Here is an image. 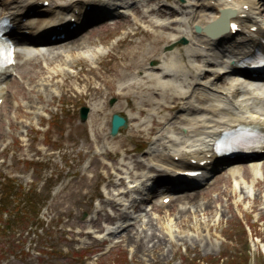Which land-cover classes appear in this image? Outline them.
<instances>
[{
    "label": "rangeland",
    "instance_id": "1",
    "mask_svg": "<svg viewBox=\"0 0 264 264\" xmlns=\"http://www.w3.org/2000/svg\"><path fill=\"white\" fill-rule=\"evenodd\" d=\"M126 1L131 2L128 8L113 11L114 16L104 17L99 23L92 21L85 27L89 32L45 43L39 52L34 48L36 52L30 58L23 56L22 48L16 65L1 82L0 201L2 184L10 179L21 192L18 202L25 198L42 202L38 216L33 217L36 214L31 212L28 216L33 219L25 218L13 231L1 232L0 216V264H225L229 258L244 256L247 246L248 264H264L260 249V243L264 244V158L256 169L250 162L239 163L236 170L225 165L212 169L207 177L215 180L214 184L202 190L194 203L160 205L156 190L172 179L162 180V170L150 168L157 156L167 153V129L191 139L200 137L196 125L192 129L177 121L179 108L197 105L195 98L188 97L192 86L187 84L181 92L169 86L158 90V96L149 95L156 106L140 116L138 111L144 108L141 94L124 89L109 70L115 64L121 72H127L121 64L132 48L150 50L153 38L172 39L181 33L186 44L200 55L198 59L187 57L183 63L189 82L201 84L196 92L209 91L207 78L217 71L205 65L210 51L194 45L189 36L193 28L171 25L195 10L189 7L184 11V6L200 5L202 1ZM160 4L168 8L167 14L148 13ZM172 10L178 12L169 14ZM250 18L257 20L264 31V14H252ZM165 25L170 28L161 27ZM137 28L151 38L142 44L137 35L132 39L135 43L127 47L128 33ZM181 38L162 45L163 51L173 44L181 45ZM76 40L79 42L72 44ZM152 65L154 62H149L148 66ZM223 76L229 85L236 83L232 76ZM125 93L138 96L134 110L120 97ZM179 94L188 99L178 104V109L158 113L157 105L170 104ZM209 97L214 104L229 108L230 98H223L228 104H219L214 95ZM242 97L249 96L243 93ZM101 105L104 113L96 117L93 111ZM117 105L120 108H115ZM84 106L93 110L92 117L81 123L79 109ZM257 107L264 113V97ZM113 108L112 114L128 117V127L117 137L109 135L112 114L108 113ZM153 120L163 123L155 134H149ZM148 177L159 182L147 186ZM131 186L138 192H131ZM149 196L153 197L151 202L146 200ZM182 209L188 211L181 213ZM150 217L153 231L149 233L153 232L155 238L143 251H137L126 239L144 236V224ZM6 218L7 213L3 220ZM107 228H112L111 232H106ZM100 235L102 238H96Z\"/></svg>",
    "mask_w": 264,
    "mask_h": 264
},
{
    "label": "bare ground",
    "instance_id": "2",
    "mask_svg": "<svg viewBox=\"0 0 264 264\" xmlns=\"http://www.w3.org/2000/svg\"><path fill=\"white\" fill-rule=\"evenodd\" d=\"M45 1L48 2V5L43 6ZM200 1H202V4L199 6L192 3L184 6V11L189 7H195V10L188 11L185 14L187 17L184 18L183 21H176L171 23V25L187 24L191 28L194 26L202 28V30L198 33H194L190 30L189 36L196 43L203 45L204 47H210V52L213 53L209 55L208 64H213L218 72L212 73L209 77L207 84L210 86V92L207 90L204 91V93H200L203 92V90L196 92L201 84H199L198 81H195L194 83L189 82V76L186 70L187 68L183 65V63H185L187 57H199L198 52L193 50L191 45L173 44L174 46L166 51H163L164 48L162 45H171L174 39L183 37L181 33H179L180 35H178V37H174L172 39H167L162 36L153 38L151 40L153 45L150 50H146L145 48L137 49L136 46V49L132 48L128 59L121 64V67L126 68L127 72H121L115 64H113L109 69L115 80H117L118 84L124 89H135L136 94H141L140 103L144 106V108L139 109L138 114L140 116L144 115L147 112V109L156 106V102H154L152 98H149V95L158 96V90L164 91L166 87L169 86L176 92H181L183 83L185 85L188 84V87L192 86L193 91H191L190 96L188 97L195 98L197 105L196 107L192 105H185L184 107L179 108L180 114L177 121H179L180 125L190 128L196 125L198 128L195 130L200 137L198 139H191L188 136H180L178 133V136L173 138L175 132L171 129H167V134L169 135V137L166 136L168 139L167 142L169 143L166 148L167 153L162 154L159 157L157 156L153 160L154 163L150 168L154 171H159V169H161L164 173L162 180L172 179L181 180V182H183L184 180L181 177H178L180 172L199 169L200 167L198 163L195 166L191 164L190 159H194L197 162L209 159L210 164L206 163L203 167H200L205 170H209L217 162H219L211 150V143H213V141L218 137L219 129L225 128L224 124L242 121L246 123L252 122L262 126V122L264 120V115L263 117H260V114L257 115V112L253 110V105L261 104V101L255 100L253 94H255V91H263L264 89L245 88L244 92L248 94V102L251 103V106L245 99H243L244 96L242 97V95L244 92L240 89V86L243 87V85L237 79V76L242 74V71L237 67H230L231 69L228 70V63L221 59L222 57H225L224 54H222L224 49L226 50V56L228 59H231L232 57L242 59L247 57L248 54H251L254 46L260 44L261 39L264 38V32L261 30L252 32L250 28L255 25V23H249L251 20L242 18L240 14L249 13L257 16L263 15L264 8H262V6L264 4V0H234V2H230L229 0H219L218 2H215L216 6L211 4L212 0ZM134 2L136 3V0ZM117 3L121 5V7L117 8H126L131 4L125 0H0V18L3 17L6 20H9V22L15 26L14 30H12V34L19 41L17 52L19 48L27 46L26 48L28 50L23 52V56L25 58H30L34 52H36L33 48L36 47L37 52H39L38 47L42 46L41 43L45 41V38L48 39L49 36L59 32L73 33L74 29H69L70 18H74V21L78 26V30L82 23L85 22V19H92V17L95 16H99V18H101L103 15H108L110 10L116 8ZM243 5L248 6L247 11L242 9ZM87 6L88 9L86 8ZM166 8V6L160 4L158 5L156 11L150 10L148 13H156L159 15L167 14V11L165 10ZM229 8L236 9V11H231ZM96 10L99 11L97 12ZM75 11H77L76 14ZM139 12L140 10L136 9V13ZM177 12L178 11L176 10H172L169 14L174 15ZM146 17L147 16L142 15V18ZM228 22H237L241 31L233 34L227 30L226 27ZM247 23L249 24L247 25ZM161 27L164 29L170 28V26L166 25ZM24 32L28 33V35H24ZM137 35L141 36L140 41L142 44L146 39L151 38L146 31L137 28L136 30L128 33L126 39L127 47H130L135 43L132 39ZM77 42H79V40L74 41L72 44L75 45ZM29 46L35 47L31 48ZM237 51L243 54L241 58H237L234 55ZM151 61L154 62V65L148 66ZM10 69L11 68H4L0 71V83L6 79V75L10 72ZM226 70L228 72L227 76H232L233 79L237 80L236 83L233 82L232 85H229L224 76L220 74V72H226ZM205 75L206 74L204 73V76ZM142 79L146 80L143 81ZM3 91L4 88L0 86V96L3 94ZM211 91L212 93L215 91V93L220 96L217 95L216 97V95L212 94ZM224 93H226L227 96L223 97ZM210 95H214L219 104L226 103V100L223 98H230V103H226L229 108L226 110L225 108H220L217 103L214 104L215 102H213V99L209 97ZM122 96L127 102V107L130 110H134L135 101L138 96H131L129 93H125L120 97ZM219 97L220 99L218 100ZM171 99L170 104H167L169 102H165L157 105L158 113L173 112L178 109V104H180V102H183L188 98L179 94ZM115 108H120V106L117 105ZM115 108H113L108 114H112ZM92 111L93 110L90 111L91 114ZM249 111L252 113H250V115L246 114L249 113ZM93 112L95 113L94 115L98 117L104 113V107L102 105L97 106ZM91 114L89 115V119L92 117ZM246 115L249 116L247 117ZM194 118L198 119L194 120ZM162 123L163 122L158 120H153V126L149 129L148 133L155 134V130ZM205 126H207V129L210 130H204ZM205 139L209 140L210 144L205 143ZM188 142H192L193 144L189 145ZM197 146H202L203 149L199 150L196 148ZM174 158H177V161H175ZM255 162H253V165ZM237 163L238 162H235L231 169H238L239 166ZM205 174L206 173L204 172V175L199 177L198 181L203 182L206 178ZM149 181L154 183L159 182L157 178L154 180L153 178L148 177L146 184ZM158 189V196L161 197L160 200L162 205L163 200L166 197L175 195V192L172 191L173 189L170 185L167 187H160ZM131 192H138L136 186L131 189ZM200 194L201 193H187L186 195L183 194V196L178 194L175 196L176 198L173 201L194 203V201L200 197ZM148 198L153 199L151 196ZM202 206L204 205L199 207ZM204 210L206 211L207 208ZM187 211L188 210L182 209L180 212L184 213ZM144 226L147 227L144 236L141 237L139 235L136 238L130 236L126 239L129 244L135 246L137 251H143L147 246L146 243L152 242L155 238L153 232L149 233V230L153 231L151 217L146 221ZM107 230H112V228H107ZM156 243L157 241L154 245H156Z\"/></svg>",
    "mask_w": 264,
    "mask_h": 264
},
{
    "label": "trees",
    "instance_id": "3",
    "mask_svg": "<svg viewBox=\"0 0 264 264\" xmlns=\"http://www.w3.org/2000/svg\"><path fill=\"white\" fill-rule=\"evenodd\" d=\"M15 188L14 184L11 180H8L7 183L2 185V199L0 202V216H1V222H3V226L1 227V232H5L7 230H12L17 228L15 226L21 225L23 223V220L25 218L27 219H33V217H37L39 209H40V200L37 199L34 200L32 198H25L24 201L18 202V197L21 195V192H18V190ZM36 194V192L34 193ZM37 195V194H36ZM14 197L13 200H10V197ZM9 197V198H8ZM40 204V205H39ZM38 205V206H37ZM31 212H34L36 215L33 217L28 216ZM7 213L8 218L3 220V215ZM22 213V215H21ZM15 227V228H14ZM243 235L247 236L246 232L243 231ZM249 247L247 246L244 256L240 257H232L227 259L225 264H248L250 261L249 254ZM223 259V258H221ZM241 259L243 260L241 262Z\"/></svg>",
    "mask_w": 264,
    "mask_h": 264
},
{
    "label": "water",
    "instance_id": "4",
    "mask_svg": "<svg viewBox=\"0 0 264 264\" xmlns=\"http://www.w3.org/2000/svg\"><path fill=\"white\" fill-rule=\"evenodd\" d=\"M87 114L86 108H81L80 110V119L82 122H84ZM127 126L126 119L121 117L118 114H114L111 119V128H110V134L111 136H116L118 134V131L120 128H125Z\"/></svg>",
    "mask_w": 264,
    "mask_h": 264
},
{
    "label": "snow or ice",
    "instance_id": "5",
    "mask_svg": "<svg viewBox=\"0 0 264 264\" xmlns=\"http://www.w3.org/2000/svg\"><path fill=\"white\" fill-rule=\"evenodd\" d=\"M233 27L235 28L236 26H235V25H233Z\"/></svg>",
    "mask_w": 264,
    "mask_h": 264
}]
</instances>
